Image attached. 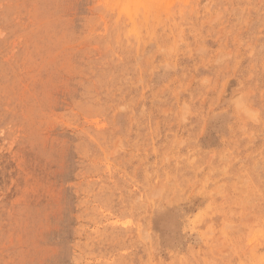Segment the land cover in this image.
Returning a JSON list of instances; mask_svg holds the SVG:
<instances>
[{
  "label": "rangeland",
  "instance_id": "1",
  "mask_svg": "<svg viewBox=\"0 0 264 264\" xmlns=\"http://www.w3.org/2000/svg\"><path fill=\"white\" fill-rule=\"evenodd\" d=\"M0 264H264V0H0Z\"/></svg>",
  "mask_w": 264,
  "mask_h": 264
}]
</instances>
